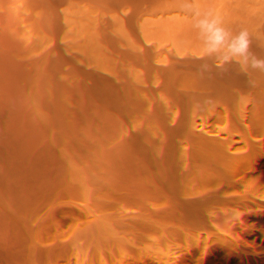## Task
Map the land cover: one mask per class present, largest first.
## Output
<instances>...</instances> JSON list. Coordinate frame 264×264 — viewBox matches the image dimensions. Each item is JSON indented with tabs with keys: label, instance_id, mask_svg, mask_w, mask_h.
<instances>
[{
	"label": "trees",
	"instance_id": "trees-1",
	"mask_svg": "<svg viewBox=\"0 0 264 264\" xmlns=\"http://www.w3.org/2000/svg\"><path fill=\"white\" fill-rule=\"evenodd\" d=\"M82 1L76 25L0 18V67L52 81L0 120V264H264V74L178 59L201 46L181 0ZM192 3L264 56V0Z\"/></svg>",
	"mask_w": 264,
	"mask_h": 264
},
{
	"label": "clouds",
	"instance_id": "clouds-1",
	"mask_svg": "<svg viewBox=\"0 0 264 264\" xmlns=\"http://www.w3.org/2000/svg\"><path fill=\"white\" fill-rule=\"evenodd\" d=\"M28 1V0H27ZM36 9L41 10L44 17L53 24L65 26L76 25L81 18H88L92 6L90 3H81L78 0H29ZM93 3H101L102 0H88ZM26 0H4L0 8V18L7 23L19 25V21L25 14L17 9L11 8L16 3H24ZM174 11L178 0H173ZM181 8L191 17V26L196 31L197 39L200 41L199 52L178 53V59H193L199 61L196 71L203 78L210 75L213 69L218 74H227L231 71L230 66H238L239 73L248 77L247 83L255 87L257 81L250 78V72L264 74V56L257 55L252 50V37L247 28H240L233 32L224 25L223 17L220 13L213 10L201 12L193 6L192 0H181ZM123 6L118 7L119 16ZM108 18L102 19L103 21ZM0 33L2 28L0 27ZM0 42V47H1ZM0 76L13 77L12 81L17 80L15 67H0ZM25 88V84H21ZM154 105H159L155 103ZM95 126V125H94ZM72 141L74 136H72Z\"/></svg>",
	"mask_w": 264,
	"mask_h": 264
},
{
	"label": "rangeland",
	"instance_id": "rangeland-1",
	"mask_svg": "<svg viewBox=\"0 0 264 264\" xmlns=\"http://www.w3.org/2000/svg\"><path fill=\"white\" fill-rule=\"evenodd\" d=\"M24 21V19H22ZM27 47H30V43H28ZM2 51L0 52V56H4V46L1 45ZM22 49L18 46L16 52L13 54L14 56L19 55L20 58ZM12 55V57H13ZM11 57V56H10ZM13 66L16 70V78L17 80H22L19 84V81H12L8 76H0V105L3 107V113L1 114L0 120H2V125H10L12 121H17L23 119L29 112L31 108V100L29 99L28 95L33 93L35 90L47 89L48 86L52 83V81L43 80L41 79L40 83L37 78L34 68L29 65L28 70H24L21 64L13 63ZM91 80L86 81L83 80V85L86 87L91 84ZM21 84H25V88ZM71 80H70V73L64 72L62 76L59 73V81L58 87L62 88H69L70 89ZM122 97H129L126 91L120 92ZM85 96H89L83 94L79 96L77 99H84ZM44 103V102H43ZM42 103V104H43ZM42 104L35 105L40 110V106ZM41 112V110H40ZM15 125L14 123L10 126Z\"/></svg>",
	"mask_w": 264,
	"mask_h": 264
}]
</instances>
